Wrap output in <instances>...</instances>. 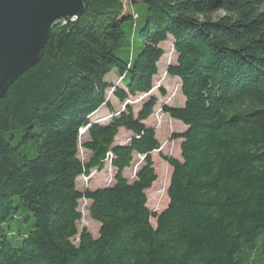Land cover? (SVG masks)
<instances>
[{"label": "trees", "instance_id": "16d2710c", "mask_svg": "<svg viewBox=\"0 0 264 264\" xmlns=\"http://www.w3.org/2000/svg\"><path fill=\"white\" fill-rule=\"evenodd\" d=\"M130 1L135 11L84 0L0 98V264H264L263 0ZM168 39L176 59L166 76L183 102L162 111L183 126L170 137L180 160L160 152L144 123ZM111 88L120 103L149 98L137 112L115 111ZM102 106L109 116L91 119ZM120 129L131 135L115 143ZM154 151L171 168L158 214L146 196ZM134 155L143 162L129 182ZM107 160L113 183L78 190L76 179ZM80 200L97 237L78 232Z\"/></svg>", "mask_w": 264, "mask_h": 264}, {"label": "rangeland", "instance_id": "374dc122", "mask_svg": "<svg viewBox=\"0 0 264 264\" xmlns=\"http://www.w3.org/2000/svg\"><path fill=\"white\" fill-rule=\"evenodd\" d=\"M124 2V10L126 12L135 11V7L131 5L130 0H122ZM139 2L140 0H136ZM262 7L264 10V0L262 2ZM219 15H224L223 12H218ZM164 51V55L158 64V74L153 78L152 89L150 96H154L157 99V103L153 109L151 116L144 122L148 126H152L155 129L156 137L160 142V152L164 155L172 156L176 159H181L180 157V141L170 140L171 134L174 132H179L183 129V126L163 113L162 106H180L183 102V97L180 92V83L176 78H171L166 76V68L169 64L175 62L176 55L171 52L172 41L168 39L161 44ZM110 84L118 83V74L113 72L106 77ZM107 99L112 104L115 111H120L124 108L126 103L130 104L135 112L139 110L142 103L149 98V95L138 94L134 97H130L124 103L118 102L112 93V88L107 91ZM110 112L106 107L102 106L91 119L93 120H103L109 116ZM125 133V134H124ZM131 134L128 132H121L117 135L115 143L125 142ZM165 147L162 149V146ZM79 156L81 159L87 158V152L83 149L79 150ZM152 160L154 161V168L157 175L156 181L152 184L151 188L146 191L147 196V207L150 211L156 214L160 213L168 203L167 189L169 185V179L171 175V168L166 162L160 159L159 152L154 151L151 154ZM143 162V157L139 155H134L130 163V166L123 171V175L127 178L129 182L134 179L135 173ZM115 170L110 166L109 160L105 161L104 168L101 171H90L88 176H80L76 179V187L78 190L83 191L84 189H96L104 186H109L113 183ZM89 201L80 200L79 201V211L81 213V219L77 222L78 232L82 228H86L87 231L93 236H98V231L100 228L99 223L93 221L87 212V207ZM152 225L155 226V219L150 220ZM76 236L74 238V243H77Z\"/></svg>", "mask_w": 264, "mask_h": 264}, {"label": "water", "instance_id": "95a60500", "mask_svg": "<svg viewBox=\"0 0 264 264\" xmlns=\"http://www.w3.org/2000/svg\"><path fill=\"white\" fill-rule=\"evenodd\" d=\"M84 8V0H0V98L39 61L52 27Z\"/></svg>", "mask_w": 264, "mask_h": 264}, {"label": "crops", "instance_id": "0c3cea01", "mask_svg": "<svg viewBox=\"0 0 264 264\" xmlns=\"http://www.w3.org/2000/svg\"><path fill=\"white\" fill-rule=\"evenodd\" d=\"M178 123V122H177ZM121 130H123V129H120V131H119V133L121 132ZM125 134V133H124Z\"/></svg>", "mask_w": 264, "mask_h": 264}, {"label": "bare ground", "instance_id": "6f19581e", "mask_svg": "<svg viewBox=\"0 0 264 264\" xmlns=\"http://www.w3.org/2000/svg\"><path fill=\"white\" fill-rule=\"evenodd\" d=\"M65 21V20H64ZM62 22V21H61Z\"/></svg>", "mask_w": 264, "mask_h": 264}]
</instances>
